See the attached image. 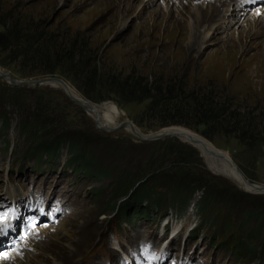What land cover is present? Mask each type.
Returning <instances> with one entry per match:
<instances>
[{
	"label": "rangeland",
	"instance_id": "obj_1",
	"mask_svg": "<svg viewBox=\"0 0 264 264\" xmlns=\"http://www.w3.org/2000/svg\"><path fill=\"white\" fill-rule=\"evenodd\" d=\"M232 1L0 0L6 74L60 78L86 101L114 104L120 122L142 131L99 128L62 89L0 77V200L38 193L55 212L6 243L0 263L115 264L122 255L114 247L157 248L172 218L183 230L168 246L173 261L264 264V193L215 172L179 137L143 139L184 127L224 151L246 183L264 185V4L207 29L228 4L238 12ZM163 104L178 107L163 112ZM72 144L87 159L73 158ZM153 191L179 214L145 207ZM134 205L137 217L127 215ZM11 250L15 261L3 257Z\"/></svg>",
	"mask_w": 264,
	"mask_h": 264
},
{
	"label": "bare ground",
	"instance_id": "obj_2",
	"mask_svg": "<svg viewBox=\"0 0 264 264\" xmlns=\"http://www.w3.org/2000/svg\"><path fill=\"white\" fill-rule=\"evenodd\" d=\"M193 1H195V0H193ZM253 1H255V0H238V2H239L238 12H234L235 8H231V11H230L229 8L232 5L228 4L226 6V9L221 10L218 14H216L215 18L211 21V24L209 26H207V29L208 28L210 29L213 26H214L213 28H215V29L220 28L222 26L223 27L229 26L231 23H233L234 21L239 19V15L245 12V9L247 8V6H249V4L250 5H253V4L263 5L264 4V0H261V1L256 0L254 3H253ZM233 2H234V0L232 1V3ZM257 8H259V10H260V9H262V6H258ZM194 9L196 10L197 16H199V13L197 12L199 10V8L197 9L196 7H194ZM228 11H229V13L227 14L226 12H228ZM260 14L262 15V12H260ZM225 15H227V16H225ZM199 21H201V18H198V22ZM0 75L2 76V78L8 80L9 82H10V80H14L10 75L6 74L3 71V69H1V68H0ZM14 81H16V80H14ZM45 85L62 89L69 97H73L74 99H77L81 103L85 104L89 110V112H87V114L89 113V115L95 120L96 126H98L99 128H103V129L108 130V131L118 129V126L121 123L120 118L123 115V113L120 112L118 107L115 106L114 104H112L110 102H106V103L101 104V105H96L94 103L86 101L85 99L80 97L66 83H62V82L60 83V82L53 81V82L47 83ZM123 128L125 131L129 132L130 134L134 135L135 137L142 138V136L140 134V132H142V131L138 132L136 129H134L133 124H131L130 122H125V125L123 126ZM162 135L179 137L180 139L185 140L188 143H190L199 152H201L202 155H204L209 166L212 169H214L215 172H219L222 175L228 177L230 180L235 182L237 185H239L244 190L252 192V193H259V194L264 193V185H261L259 183L248 184V182L246 183V181H244V179H243L242 175L239 173V171H237L236 169H234V167H232V164L230 163V160L227 158V154L224 151H222L220 149L219 150L216 149L209 142H207L204 138L200 137L196 133H194V132H192V131L184 128V127L175 126V125L163 127L157 133H154V134L151 133L149 136H146L143 139H150L152 137L162 136ZM144 206L147 207L146 204ZM148 208H150V210L153 211V210H155L156 207H148ZM36 228L37 227H35L32 230V232L34 230H36ZM32 232H30V233L32 234ZM30 233H28L29 235L27 236V238L30 237V235H31ZM14 237H16V236L14 235ZM14 237H10L6 240H4V239L0 240V249L2 247H5L6 243H9L12 239H14ZM27 238H25V239H27ZM210 244L212 245V243H210ZM8 255L11 256V258H7ZM16 256H18V254L15 253L14 250H11V251H7L3 257H6L9 260L12 259L13 261H15L14 258ZM12 257H14V258H12ZM0 264H6V263L1 262Z\"/></svg>",
	"mask_w": 264,
	"mask_h": 264
},
{
	"label": "trees",
	"instance_id": "obj_3",
	"mask_svg": "<svg viewBox=\"0 0 264 264\" xmlns=\"http://www.w3.org/2000/svg\"><path fill=\"white\" fill-rule=\"evenodd\" d=\"M178 107V105H175V104H172V105H167V104H163L162 105V111L164 112V111H167V110H170V109H174L175 107ZM176 110V109H175ZM27 129H29V125H28V127H26ZM45 147H48V146H46L45 145ZM70 151L72 152V156H73V158H76V159H82V158H85V159H87V156L86 155H84L83 153H82V151H80L78 148H75L74 147V144H72V148L70 149ZM132 186H133V182H129L128 184H126L125 185V187L122 189L123 191V193L126 191V190H129V189H132ZM137 187H140V185L138 184L137 185ZM194 188H198V187H193L192 188V190L194 189ZM140 189V188H139ZM180 191H182L181 189H179ZM192 190L191 191H189V192H186V196L185 197H183L185 200H184V203H183V205H185L186 207L189 205V200H190V197H191V192H192ZM147 194L148 193H146V192H140V194H139V197L141 198V197H143V196H147ZM150 195V194H149ZM183 196V195H182ZM148 197V196H147ZM149 204V205H148ZM146 206L147 207H156L155 209H157V210H160V211H162V210H165L166 208H168V207H171V206H168V205H166L164 202H163V199L161 198V196H160V194H158L157 192H155V191H153V194H151L150 195V197H149V202H147L146 203ZM184 206V207H185ZM186 207L185 208H183V209H186ZM204 207V205L202 204V208ZM138 207H136V205H134V207H133V209H132V211H127V215L128 214H130L131 213V215H137V212H135V211H138L139 209H137ZM176 208V207H175ZM174 208V209H175ZM133 210H135V211H133ZM139 211H141V210H139ZM134 212V213H133ZM136 213V214H135ZM139 213V212H138ZM140 214V213H139ZM126 215V216H127ZM250 237H252V236H250Z\"/></svg>",
	"mask_w": 264,
	"mask_h": 264
},
{
	"label": "water",
	"instance_id": "obj_4",
	"mask_svg": "<svg viewBox=\"0 0 264 264\" xmlns=\"http://www.w3.org/2000/svg\"><path fill=\"white\" fill-rule=\"evenodd\" d=\"M0 77H2L0 75ZM53 81H56V82H62V83H65L64 80L60 79V78H57V77H54V76H50V77H45V78H42V79H36V80H31V81H14V80H10V83L12 84H17V85H24V84H27V85H34V86H42V85H45L47 83H51ZM74 102H76L78 105H80L86 112H89L88 110V107L81 103L80 101H78L77 99H74L73 97H70ZM125 125V122H121L120 125L118 126V128H121ZM166 135H162V136H156V137H152L150 138V140H159L163 137H165Z\"/></svg>",
	"mask_w": 264,
	"mask_h": 264
},
{
	"label": "snow or ice",
	"instance_id": "obj_5",
	"mask_svg": "<svg viewBox=\"0 0 264 264\" xmlns=\"http://www.w3.org/2000/svg\"><path fill=\"white\" fill-rule=\"evenodd\" d=\"M7 214H0V223L4 222L6 220ZM2 231V230H0ZM154 258V257H153Z\"/></svg>",
	"mask_w": 264,
	"mask_h": 264
}]
</instances>
